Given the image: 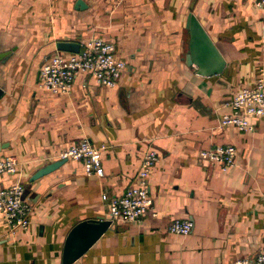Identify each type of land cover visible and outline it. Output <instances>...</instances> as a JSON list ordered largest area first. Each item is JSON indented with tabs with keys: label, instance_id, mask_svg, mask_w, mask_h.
<instances>
[{
	"label": "crops",
	"instance_id": "crops-1",
	"mask_svg": "<svg viewBox=\"0 0 264 264\" xmlns=\"http://www.w3.org/2000/svg\"><path fill=\"white\" fill-rule=\"evenodd\" d=\"M83 1L77 9V0H0V160L19 162L16 174H0V189L20 180L34 208L15 234L0 218V264H62L71 228L108 217L102 195L134 184L151 148L160 154L149 180L158 215L112 224L75 264H236L264 253V119L253 132L221 124L226 103L255 85L263 65L264 12L249 0H197L194 13L227 61L204 76L184 59L193 0ZM95 36L114 41L127 62L116 86L78 75L68 95L41 87L58 41ZM84 138L108 146L104 176L69 159L30 182ZM225 144L238 150L227 171L201 158ZM175 219L193 221L192 232H168Z\"/></svg>",
	"mask_w": 264,
	"mask_h": 264
},
{
	"label": "built area",
	"instance_id": "built-area-1",
	"mask_svg": "<svg viewBox=\"0 0 264 264\" xmlns=\"http://www.w3.org/2000/svg\"><path fill=\"white\" fill-rule=\"evenodd\" d=\"M264 12V0H249ZM261 50L264 61V29L261 35ZM127 68V62L118 55L114 41L104 37H89L80 41L79 52L58 51L47 59L40 69L41 87L51 93L68 95L78 75L94 79L98 85L114 87ZM229 111L222 115L221 124L240 131L253 132L256 120L264 119V62L252 87L240 89L226 103ZM105 144L95 145L84 138L60 151L58 159L68 158L82 163L87 175L104 176L103 151ZM237 147L234 144L215 145L200 150V156L209 163L218 165L223 171L235 166ZM160 157L156 149H149L143 156L141 167L134 184L122 194L109 197V218L112 224L136 222L145 217H156L158 211L150 189V175ZM18 160L9 156L0 160V174H16ZM25 184L20 180L0 189V218L12 233L27 230L33 213L32 204L23 197ZM194 228L190 219H175L168 225V232L187 236ZM75 264V263H74ZM236 264H264V253L253 259H238Z\"/></svg>",
	"mask_w": 264,
	"mask_h": 264
},
{
	"label": "water",
	"instance_id": "water-1",
	"mask_svg": "<svg viewBox=\"0 0 264 264\" xmlns=\"http://www.w3.org/2000/svg\"><path fill=\"white\" fill-rule=\"evenodd\" d=\"M196 2L197 0H193L189 7L186 23L189 30V42L184 59L188 66L196 67L198 74L204 76L220 74L224 71L227 61L216 45V42L212 39L200 19L194 13ZM86 6L83 0H77V9H84ZM56 47V51L47 59L58 51L79 52L80 42L61 40L57 42ZM9 53L10 52H8V54ZM3 93L4 90L0 87V97H2ZM68 160V158H63L46 164L30 177V182H36L44 176L54 172ZM26 196L27 189H25L23 197L25 198ZM112 228V221L109 216L85 219L75 224L69 231L65 240L62 264H74L106 231Z\"/></svg>",
	"mask_w": 264,
	"mask_h": 264
}]
</instances>
